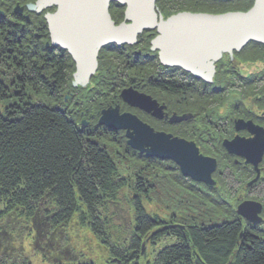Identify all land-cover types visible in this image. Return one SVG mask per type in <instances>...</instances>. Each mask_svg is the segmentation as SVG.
<instances>
[{"label":"trees","instance_id":"16d2710c","mask_svg":"<svg viewBox=\"0 0 264 264\" xmlns=\"http://www.w3.org/2000/svg\"><path fill=\"white\" fill-rule=\"evenodd\" d=\"M253 2L158 0L157 5L168 17L183 10H247ZM124 10L116 2L111 4L117 23L123 20ZM5 41L2 32L0 44ZM46 58L47 71L55 68L54 77L60 82L65 73L63 61L52 54ZM156 84L163 86L160 81ZM167 85L177 89L173 82ZM13 92L0 90L8 106L0 113V202L4 204L0 264H36L39 255L49 264H264V236L256 230L245 232L240 217L213 225L193 223L196 217L190 218L191 202L205 208L223 207L228 213L230 209L222 203L224 190L183 176L172 161L141 158L124 143L148 168L174 172L177 177L182 193L173 212L168 218L154 213L147 206L151 189L146 178L122 169L101 143L115 144L113 136L82 128L53 104H24L22 99L16 106ZM40 98L55 101V96ZM131 180L132 196L126 193ZM168 222H180L185 228L166 229ZM92 239L94 246L105 247V256L111 260L102 263L89 253ZM160 242H164L161 248L147 249L149 243Z\"/></svg>","mask_w":264,"mask_h":264},{"label":"flooded vegetation","instance_id":"af4514ba","mask_svg":"<svg viewBox=\"0 0 264 264\" xmlns=\"http://www.w3.org/2000/svg\"><path fill=\"white\" fill-rule=\"evenodd\" d=\"M36 2L0 0V35L3 32L6 38L0 44V85L5 87L0 90L14 91L11 97L15 96L16 106L22 99L24 104L32 101V93L37 98L55 96L54 102L42 98L39 102L62 108L82 128L108 133L126 153L131 149L144 159L157 156L129 145L128 149L126 129H110L99 122L104 110L118 106L121 114H134L155 131L195 142L202 153L217 161L212 173L215 183L205 185L225 191L222 203L235 215L229 221L240 217L245 232L256 230L264 236V149L257 143L264 141V44L252 40L233 53L223 52L214 61L213 79L207 81L184 68L164 65L151 45L157 30H145L135 44L101 48L97 70L88 84L75 86L77 63L68 50L53 44L46 17L57 5L48 2L40 11L30 10L29 3ZM48 54L63 61L65 73L60 82L54 77L55 68L46 69L43 60ZM159 81L163 86L156 84ZM128 88L157 100V109L145 110L125 101L122 91ZM248 200L261 206L258 223L237 213L239 204Z\"/></svg>","mask_w":264,"mask_h":264},{"label":"water","instance_id":"95a60500","mask_svg":"<svg viewBox=\"0 0 264 264\" xmlns=\"http://www.w3.org/2000/svg\"><path fill=\"white\" fill-rule=\"evenodd\" d=\"M48 2L57 5L54 12L46 14L52 42L68 50L77 63L75 86L88 84L97 70L101 48L108 44H135L145 30H157L151 45L164 65L184 68L207 81L212 80L214 61L223 52L233 53L252 40L264 44V0H255L246 11H181L166 18L157 0H37L29 4V9L40 11ZM112 2L125 6L124 20L120 23L111 16ZM122 97L145 110L157 109V100L133 88L124 89ZM99 122L110 129H126L129 145L150 156L175 161L184 175L207 185L215 183L212 173L217 161L201 153L195 142L157 132L138 116L121 114L118 106L104 110ZM257 143L263 151L264 141ZM260 211V204L251 200L242 202L237 209L239 215L252 223L260 222ZM176 226L184 228L181 224L166 228Z\"/></svg>","mask_w":264,"mask_h":264},{"label":"rangeland","instance_id":"374dc122","mask_svg":"<svg viewBox=\"0 0 264 264\" xmlns=\"http://www.w3.org/2000/svg\"><path fill=\"white\" fill-rule=\"evenodd\" d=\"M33 99L32 101H40V98H37L34 93H32ZM124 135V133H123ZM105 140V139H102ZM105 145L109 148V152L111 155L116 159L120 167L125 171H128V173L132 175H138L145 177L149 187L151 189L150 191V198L148 201V208L153 211L154 213L160 214L161 216L168 218L170 214L173 212V207L175 205V201L180 198V194L182 193L181 188L178 185L177 177H175L174 172H169L163 169H157V168H148L145 166V162L141 163V158H138L137 156H133L131 152L125 153L124 146L118 147L116 144H113L110 141L105 140ZM140 159V160H138ZM171 161V160H168ZM172 165L174 164L177 169L179 170L178 165L172 161ZM128 173H125L126 176H129ZM131 175V177H132ZM181 177V176H180ZM131 186L126 189V193H129L130 196L133 195V186L134 182L133 180L130 181ZM225 195V192H223ZM182 202H185L186 199L182 198ZM122 202L124 206L127 207L126 199H122ZM193 205V211L190 215V218H195V221L193 223H199V222H205L207 224H215V223H221L223 221H229L231 218H234L235 215H233L231 218L229 217L228 213H225V208H205L201 203L197 202H191ZM3 203L0 202V210L3 208ZM179 210V209H178ZM182 210L186 211V208L182 206ZM180 211V210H179ZM228 211V210H227ZM184 215V214H183ZM199 215H201L199 217ZM1 216V214H0ZM73 241H76V238L73 237ZM92 244V251L88 250L89 253L91 252L96 260L102 259V263L105 262V256L106 250L105 247H102L101 245L95 244V241L93 242V239L90 241ZM79 244L81 242L79 241ZM89 245V243H87ZM98 245V246H97ZM164 245V242L156 243L154 246L152 244L147 245V249H159ZM149 252V251H148ZM36 264H49L47 261H45V258L42 256L36 257ZM106 264V263H105Z\"/></svg>","mask_w":264,"mask_h":264}]
</instances>
